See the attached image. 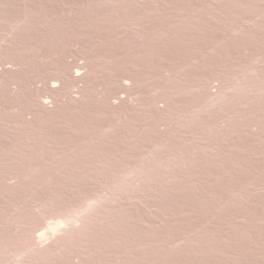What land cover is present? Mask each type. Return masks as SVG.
<instances>
[{"label": "rangeland", "instance_id": "374dc122", "mask_svg": "<svg viewBox=\"0 0 264 264\" xmlns=\"http://www.w3.org/2000/svg\"><path fill=\"white\" fill-rule=\"evenodd\" d=\"M0 264H264V0H0Z\"/></svg>", "mask_w": 264, "mask_h": 264}, {"label": "bare ground", "instance_id": "6f19581e", "mask_svg": "<svg viewBox=\"0 0 264 264\" xmlns=\"http://www.w3.org/2000/svg\"><path fill=\"white\" fill-rule=\"evenodd\" d=\"M63 213V212H62ZM65 213V212H64ZM67 216H68V214H67ZM64 217V216H63ZM71 217H73V215L71 216ZM81 217V216H80ZM79 216H78V219L80 218ZM70 218V217H69ZM68 217L66 218V222L65 221H59V222H57L58 224H61L62 225V223H68L67 221H71V223H73V224H75V223H78L79 224V221L77 220V221H75V219L77 218V216H76V218H74L73 220L75 221V223H74V221L72 220V218L71 219H69ZM83 218V217H82ZM82 218L80 219V221L82 220ZM67 219H69V220H67ZM65 220V219H64ZM73 221V222H72ZM70 222H69V224H71ZM58 224H55V227H54V225L52 226V227H54V228H52V229H54L55 230V232H56V230L58 229V227H60V225L57 227L56 225H58ZM76 225V224H75ZM71 226V225H70ZM71 227H74V225L73 226H71ZM62 228V227H61ZM61 228H59V231H60V229ZM53 230V231H54ZM57 232H58V230H57ZM62 232V234H63V230L61 231ZM52 233V236H53V232L52 231H50V234ZM44 234V233H43ZM43 234H42V236H43ZM47 234H49V233H47ZM55 234V233H54ZM55 235H57V233L55 234ZM47 237V236H46ZM45 237V238H46ZM54 237V236H53ZM40 238V237H39ZM39 238H37V239H39ZM43 240H44V238H42ZM41 240V238L39 239V241ZM38 241V242H39ZM40 243H42V242H39L38 244H40ZM42 248V247H41ZM35 251H37V250H35ZM38 251H40V249L38 250ZM43 251V250H42ZM37 253V252H36ZM39 254V253H38Z\"/></svg>", "mask_w": 264, "mask_h": 264}]
</instances>
